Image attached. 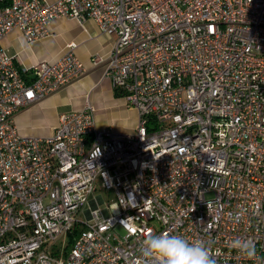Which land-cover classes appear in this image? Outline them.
<instances>
[{
  "label": "built area",
  "instance_id": "1",
  "mask_svg": "<svg viewBox=\"0 0 264 264\" xmlns=\"http://www.w3.org/2000/svg\"><path fill=\"white\" fill-rule=\"evenodd\" d=\"M58 19L117 37L92 63L134 132L98 128L87 100L49 137L20 133L85 69L74 43L26 69L2 41ZM150 233L205 241L217 264H254L230 248L252 239L264 258V0H0V264H139Z\"/></svg>",
  "mask_w": 264,
  "mask_h": 264
},
{
  "label": "crops",
  "instance_id": "2",
  "mask_svg": "<svg viewBox=\"0 0 264 264\" xmlns=\"http://www.w3.org/2000/svg\"><path fill=\"white\" fill-rule=\"evenodd\" d=\"M51 36L46 39L27 42L21 32H11L3 41L2 47L16 58V63L30 69L40 61H55L61 57L71 43L76 44L75 55L82 63L85 73L70 87L52 95L16 117V126L24 136L45 138L53 135L60 117L84 109L89 100L95 108L98 128H110L116 134L124 135L136 130L138 111L130 107L123 97H118L111 82L104 77L105 65L95 67V56L107 58L116 41L115 35H104L99 27L88 20L58 19L51 25ZM30 121L38 128H28Z\"/></svg>",
  "mask_w": 264,
  "mask_h": 264
},
{
  "label": "clouds",
  "instance_id": "3",
  "mask_svg": "<svg viewBox=\"0 0 264 264\" xmlns=\"http://www.w3.org/2000/svg\"><path fill=\"white\" fill-rule=\"evenodd\" d=\"M230 248L254 264H264L252 239L236 238ZM139 264H217L205 241L190 242L179 234L150 233L140 243Z\"/></svg>",
  "mask_w": 264,
  "mask_h": 264
},
{
  "label": "rangeland",
  "instance_id": "4",
  "mask_svg": "<svg viewBox=\"0 0 264 264\" xmlns=\"http://www.w3.org/2000/svg\"><path fill=\"white\" fill-rule=\"evenodd\" d=\"M25 126L29 129L31 128H38V124L34 122L28 121ZM113 130V129H112ZM101 195L104 200H109V195L106 192H98L97 196ZM93 199V198H92ZM104 208V207H103ZM88 209V207L85 208V210Z\"/></svg>",
  "mask_w": 264,
  "mask_h": 264
},
{
  "label": "trees",
  "instance_id": "5",
  "mask_svg": "<svg viewBox=\"0 0 264 264\" xmlns=\"http://www.w3.org/2000/svg\"><path fill=\"white\" fill-rule=\"evenodd\" d=\"M116 95H117L118 97H122V95H121L120 93H118V92H116Z\"/></svg>",
  "mask_w": 264,
  "mask_h": 264
}]
</instances>
